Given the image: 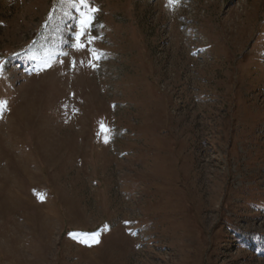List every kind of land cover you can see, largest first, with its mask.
Returning a JSON list of instances; mask_svg holds the SVG:
<instances>
[{"label":"rangeland","instance_id":"374dc122","mask_svg":"<svg viewBox=\"0 0 264 264\" xmlns=\"http://www.w3.org/2000/svg\"><path fill=\"white\" fill-rule=\"evenodd\" d=\"M88 4L0 0V264H264V0Z\"/></svg>","mask_w":264,"mask_h":264},{"label":"snow or ice","instance_id":"6c2138e0","mask_svg":"<svg viewBox=\"0 0 264 264\" xmlns=\"http://www.w3.org/2000/svg\"><path fill=\"white\" fill-rule=\"evenodd\" d=\"M176 0H169V3H175ZM79 4L83 6L84 9H87V11H80V20H79V31L76 33L75 41L76 43L73 45L77 50H85L87 49L89 51V55L92 57V60H90V66H94V61L101 58V54L98 52H95L91 48V43L96 39V37H93L90 35L91 28L93 25V19H94V13L96 12V9L90 8L88 4V0H79ZM74 7H76V4H73ZM75 62H73L74 64ZM6 104V102H2ZM101 130L107 131L101 124ZM107 142V140H106ZM43 198L42 196L40 197ZM95 236L96 234H92ZM98 242V241H97Z\"/></svg>","mask_w":264,"mask_h":264}]
</instances>
